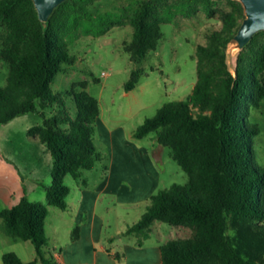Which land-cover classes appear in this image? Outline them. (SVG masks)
Segmentation results:
<instances>
[{
	"label": "trees",
	"instance_id": "16d2710c",
	"mask_svg": "<svg viewBox=\"0 0 264 264\" xmlns=\"http://www.w3.org/2000/svg\"><path fill=\"white\" fill-rule=\"evenodd\" d=\"M96 1L66 0L43 24L32 0H0V62L9 67L7 84L0 88V126L39 114L44 123L31 127L28 136L44 144L54 159L53 182L45 187L47 204L24 196L0 211L7 236L32 242L37 259L24 262L7 253L3 264H56L44 252L49 207L66 210L71 192L66 177L79 180L83 171L102 161L94 142L100 104L86 87L70 93L74 115L59 110L46 117V110L62 103L51 85L65 65L76 62L71 44L80 35L102 37L128 22L133 39L124 50L139 63L157 50L163 24L172 23L178 14L196 16L200 10L210 18L219 15L221 27L212 29L207 43L197 47L192 93L163 105L134 133L139 140L155 133L157 143L172 150L188 182L152 196L126 235L148 239L155 222L189 228L188 238L170 239L161 246L162 264H264V166L255 157L260 129L250 117L251 108L264 102V43L258 42L264 32L238 52L232 68L228 51L245 19L239 2L231 0L233 7L225 12L217 11L212 0H138L123 14H94L90 7ZM142 75L140 70L132 72L126 92L136 88ZM78 237L76 228L72 238Z\"/></svg>",
	"mask_w": 264,
	"mask_h": 264
},
{
	"label": "rangeland",
	"instance_id": "374dc122",
	"mask_svg": "<svg viewBox=\"0 0 264 264\" xmlns=\"http://www.w3.org/2000/svg\"><path fill=\"white\" fill-rule=\"evenodd\" d=\"M137 1L98 0L90 9L94 14H123V9H129L130 3ZM168 1L175 3L179 0ZM212 4L217 11L228 12L233 7L231 0H212ZM220 27L219 15L210 18L201 10L193 17L178 14L172 23L162 25L163 38L157 50L149 53L139 63H133L124 50L133 39V28L128 22L111 28L102 37L80 35L69 48L71 55L76 58L75 64L65 65L63 72L51 85V91L62 100L65 107L60 102L54 104L46 110V117H52L59 110L74 115L75 104L70 93L86 87L87 92L99 101L102 116L111 128H124L126 134L139 145L158 155L161 191L174 184L185 185L188 176L174 161L172 150L162 147L157 151L159 145L155 133L140 139L142 141L136 139L134 133L147 119L154 117L163 105L185 100L192 93L197 81V47L205 45L209 32ZM258 42L264 43V35L258 38ZM237 55L238 52H234L229 56L232 68L236 65ZM135 70L142 71L143 75L136 88L126 92L125 85ZM8 75V65L0 62V88L6 86ZM250 117L260 129L255 138V157L264 166V102L260 108H251ZM43 123L44 119L39 114H29L0 126V211L11 208L19 196L25 193L33 202L40 203V198L46 196L45 187L52 185L54 159L44 144L35 146L27 135L31 127ZM96 142L101 150H107V146L103 147L99 138ZM65 182L69 187L73 178L67 176ZM42 204H47L46 200ZM111 208L113 211L109 221L113 234L122 224L117 214L122 207L112 205ZM124 217L130 224L138 220L133 212ZM54 219L52 214L48 220L49 237L52 235ZM159 225L161 226H157L148 239L133 236L121 238L123 241L150 245L159 239L166 243L170 239H184L191 235V230L187 227L170 226L162 222ZM115 234L116 238L120 236ZM49 250V246L44 248L46 259H51ZM7 253H15L24 262L37 259L33 243L7 236L4 222L0 218V264H3V255ZM38 264L43 263L40 261Z\"/></svg>",
	"mask_w": 264,
	"mask_h": 264
},
{
	"label": "crops",
	"instance_id": "0c3cea01",
	"mask_svg": "<svg viewBox=\"0 0 264 264\" xmlns=\"http://www.w3.org/2000/svg\"><path fill=\"white\" fill-rule=\"evenodd\" d=\"M28 137L35 146L42 144L38 139ZM97 138L107 150L98 147ZM94 142L102 161L93 170L83 171L79 180L73 179L66 210L49 207L46 234L53 261L56 264H162L161 246L165 244L162 239L140 246L138 242L121 238H132L126 235V231L139 222L150 206L152 196L161 191L158 155L139 145L124 128H111L101 111L96 121ZM161 148L159 145L157 151ZM24 196L29 198L26 193L21 194L13 206ZM40 199V203L45 200L47 203L46 196ZM112 205L122 207L117 213L122 224L113 234L109 221ZM132 212L138 217L134 224L124 217ZM52 214L55 219L49 237L48 220ZM159 223H154L151 232L161 226ZM76 228L79 237L73 239ZM115 233L120 236L116 238Z\"/></svg>",
	"mask_w": 264,
	"mask_h": 264
},
{
	"label": "water",
	"instance_id": "95a60500",
	"mask_svg": "<svg viewBox=\"0 0 264 264\" xmlns=\"http://www.w3.org/2000/svg\"><path fill=\"white\" fill-rule=\"evenodd\" d=\"M40 21L47 24L50 17L66 0H32ZM239 2L245 12V19L229 48V56L244 49L259 33L264 32V0H234Z\"/></svg>",
	"mask_w": 264,
	"mask_h": 264
},
{
	"label": "built area",
	"instance_id": "2783aa9c",
	"mask_svg": "<svg viewBox=\"0 0 264 264\" xmlns=\"http://www.w3.org/2000/svg\"><path fill=\"white\" fill-rule=\"evenodd\" d=\"M104 76H107V74L104 73Z\"/></svg>",
	"mask_w": 264,
	"mask_h": 264
}]
</instances>
